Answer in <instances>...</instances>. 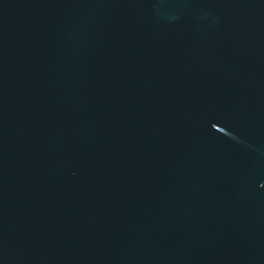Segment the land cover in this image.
I'll list each match as a JSON object with an SVG mask.
<instances>
[{"label": "water", "instance_id": "95a60500", "mask_svg": "<svg viewBox=\"0 0 264 264\" xmlns=\"http://www.w3.org/2000/svg\"><path fill=\"white\" fill-rule=\"evenodd\" d=\"M0 264H264V0H0Z\"/></svg>", "mask_w": 264, "mask_h": 264}]
</instances>
